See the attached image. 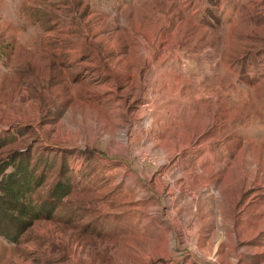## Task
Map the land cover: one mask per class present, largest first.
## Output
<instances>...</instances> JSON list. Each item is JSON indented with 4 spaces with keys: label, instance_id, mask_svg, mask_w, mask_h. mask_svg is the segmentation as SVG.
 <instances>
[{
    "label": "rangeland",
    "instance_id": "1",
    "mask_svg": "<svg viewBox=\"0 0 264 264\" xmlns=\"http://www.w3.org/2000/svg\"><path fill=\"white\" fill-rule=\"evenodd\" d=\"M71 192L0 264H264V0H0V166Z\"/></svg>",
    "mask_w": 264,
    "mask_h": 264
},
{
    "label": "trees",
    "instance_id": "2",
    "mask_svg": "<svg viewBox=\"0 0 264 264\" xmlns=\"http://www.w3.org/2000/svg\"><path fill=\"white\" fill-rule=\"evenodd\" d=\"M17 153L0 166V236L18 242L22 234L41 218H49L60 201L71 192L68 181H56L47 197L39 199L43 173Z\"/></svg>",
    "mask_w": 264,
    "mask_h": 264
}]
</instances>
